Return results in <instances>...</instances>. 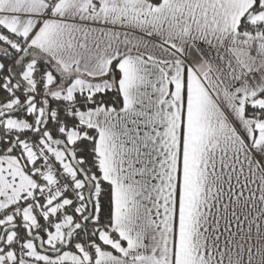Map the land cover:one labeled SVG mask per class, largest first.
Segmentation results:
<instances>
[{"label": "snow or ice", "instance_id": "6c2138e0", "mask_svg": "<svg viewBox=\"0 0 264 264\" xmlns=\"http://www.w3.org/2000/svg\"><path fill=\"white\" fill-rule=\"evenodd\" d=\"M0 264H264V0H0Z\"/></svg>", "mask_w": 264, "mask_h": 264}]
</instances>
